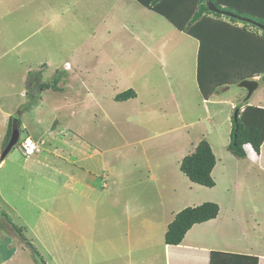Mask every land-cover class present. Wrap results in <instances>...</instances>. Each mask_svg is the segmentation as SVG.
<instances>
[{
    "label": "rangeland",
    "instance_id": "374dc122",
    "mask_svg": "<svg viewBox=\"0 0 264 264\" xmlns=\"http://www.w3.org/2000/svg\"><path fill=\"white\" fill-rule=\"evenodd\" d=\"M193 42L136 0H0L3 234L23 243L2 212L43 264H127L118 249L163 220L170 201L183 205L189 181L178 155L201 135L219 153L235 106H245L247 92L236 83L219 86L213 101L190 89L196 68L180 56ZM55 79L56 88L37 86ZM250 79L259 85L247 103H264L261 75ZM126 89L137 97L115 99ZM6 113L21 124L1 158ZM31 126L44 135L39 151L25 156L20 143ZM21 248L32 264L29 248Z\"/></svg>",
    "mask_w": 264,
    "mask_h": 264
},
{
    "label": "trees",
    "instance_id": "16d2710c",
    "mask_svg": "<svg viewBox=\"0 0 264 264\" xmlns=\"http://www.w3.org/2000/svg\"><path fill=\"white\" fill-rule=\"evenodd\" d=\"M144 7L162 15L178 30L193 37L198 42L196 79L201 96L207 99L219 86L238 84L243 79L261 75L264 81V0H136ZM210 1L220 11H211ZM223 12L232 15L223 14ZM226 20H223L222 18ZM242 18H245L243 20ZM241 24V25H238ZM261 29L260 34L249 27ZM55 83H39L40 90L56 88ZM132 89H126L115 96L117 100L134 97ZM235 106L237 116H232L230 139L227 148L236 156L245 155L244 145L250 144L259 152L264 140V108L245 103ZM12 116L9 118L5 141L9 140L12 130ZM19 127L20 121L14 119ZM13 120V121H14ZM7 146V145H6ZM3 150L1 158L6 155ZM215 155L204 138L195 149L185 155L179 169L192 182L211 187L214 180L211 171L215 165ZM215 202H203L197 206H188L179 210L168 224L164 235L167 245H177L184 234L195 223L214 218L218 213ZM1 216L15 230L19 239L29 248L34 264H43V260L34 246L22 234L7 214ZM209 264H257V258L237 254L211 252Z\"/></svg>",
    "mask_w": 264,
    "mask_h": 264
},
{
    "label": "crops",
    "instance_id": "0c3cea01",
    "mask_svg": "<svg viewBox=\"0 0 264 264\" xmlns=\"http://www.w3.org/2000/svg\"><path fill=\"white\" fill-rule=\"evenodd\" d=\"M197 50V40L196 43L193 42V46H183L182 48L180 58L182 56L185 58L183 62L186 61L190 69L196 68ZM182 65L180 69H182ZM180 75L177 77L181 79ZM191 75L193 85L190 89L193 91L198 87V84L196 74ZM48 89L50 88L44 90ZM136 97L135 93V96L131 98ZM214 97L215 95L212 94L208 99H203L213 101L212 98ZM256 99L254 97V101L260 104L255 106L264 108V103L256 101ZM247 102L245 101V103ZM230 103L232 108V99H230ZM1 105L2 101H0V107ZM9 114L3 115L5 119L8 118L9 120ZM33 127H30L28 137L38 141L43 137L44 132L41 134L42 130L38 129L33 131ZM183 128L187 129L188 127ZM7 131L6 128L3 138H5ZM201 138L208 141L215 155L216 162L211 171L214 185L211 187L203 185L202 187L206 190H202L200 184L190 181L183 174L189 181L186 182L187 184L185 183V190L187 191L181 194L183 205L174 208L173 201H170L165 208L164 214L166 216L163 220L152 221L147 229L140 233L139 238L134 240V242L137 241L136 244L128 246V250L118 249L119 256L123 258V261L126 260L127 264H209L210 254L214 251L221 254L256 257L257 264H264V140L259 152H256L250 144H245L243 147L245 155L238 157L227 148L229 143L227 136L224 138L225 143L220 142L222 146L217 153L208 137L201 135L189 142L184 154L191 153ZM184 154L178 155L179 164L181 157L185 156ZM48 169L50 175L54 170ZM193 187H196V191H193ZM167 190L175 193L176 185L172 184L171 187H167ZM203 196H205L204 199H201ZM205 201L215 202L218 205V213L214 218L193 224L177 245H167L165 240L161 242L155 239L157 237L156 227L161 233H165L168 224L179 210L188 205H200ZM14 239L11 234H3L0 229V264H28L21 248L24 243L16 242ZM30 262L34 264L33 260Z\"/></svg>",
    "mask_w": 264,
    "mask_h": 264
},
{
    "label": "water",
    "instance_id": "95a60500",
    "mask_svg": "<svg viewBox=\"0 0 264 264\" xmlns=\"http://www.w3.org/2000/svg\"><path fill=\"white\" fill-rule=\"evenodd\" d=\"M208 7L211 11H214V12L220 11L210 1H208ZM223 14L232 15L227 12H223ZM242 19L245 20V18H242ZM259 27L264 29V26L260 25ZM258 85H259V82L257 79H243L238 83V86L244 88L247 92L245 96V101L248 100L252 96L253 92L258 88ZM237 113H238V110L236 109L234 112V117L237 116ZM18 138H19V128H18L16 121L14 120L13 125H12L11 135H10L8 144L5 148L6 152H8L12 148V146L17 143Z\"/></svg>",
    "mask_w": 264,
    "mask_h": 264
},
{
    "label": "built area",
    "instance_id": "2783aa9c",
    "mask_svg": "<svg viewBox=\"0 0 264 264\" xmlns=\"http://www.w3.org/2000/svg\"><path fill=\"white\" fill-rule=\"evenodd\" d=\"M20 146L25 156L32 155L39 151L38 143L29 137H25L21 141Z\"/></svg>",
    "mask_w": 264,
    "mask_h": 264
},
{
    "label": "clouds",
    "instance_id": "9594fccd",
    "mask_svg": "<svg viewBox=\"0 0 264 264\" xmlns=\"http://www.w3.org/2000/svg\"><path fill=\"white\" fill-rule=\"evenodd\" d=\"M22 141V140H21Z\"/></svg>",
    "mask_w": 264,
    "mask_h": 264
},
{
    "label": "flooded vegetation",
    "instance_id": "af4514ba",
    "mask_svg": "<svg viewBox=\"0 0 264 264\" xmlns=\"http://www.w3.org/2000/svg\"><path fill=\"white\" fill-rule=\"evenodd\" d=\"M9 141V140H8Z\"/></svg>",
    "mask_w": 264,
    "mask_h": 264
}]
</instances>
